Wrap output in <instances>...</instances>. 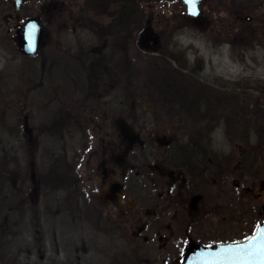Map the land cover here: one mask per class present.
<instances>
[{
    "label": "rangeland",
    "instance_id": "374dc122",
    "mask_svg": "<svg viewBox=\"0 0 264 264\" xmlns=\"http://www.w3.org/2000/svg\"><path fill=\"white\" fill-rule=\"evenodd\" d=\"M11 1L0 0V192L9 195L8 200L0 196V256L2 260H7L6 254L15 256L18 264H115V258L131 254L132 249L128 252V246L113 232H103L112 225L99 220L95 145L82 161L73 158L82 151L80 135L95 136L97 95L89 93L82 99L75 95L74 107L79 103L86 107L77 111L76 121L65 126V119L56 116L54 107L63 100L72 71L66 44L69 40H89L99 56L109 55L114 47L110 35L117 33L115 23L119 21L116 5L109 1L114 16L99 17L88 11L91 4L87 0H30L18 12ZM138 4L146 21L130 40L136 37L130 48L134 68L123 70L121 64L117 69L115 63L103 60L108 67L99 70L100 75L107 71L108 76L99 88V126L107 123L108 128L117 130L118 120L125 118L122 113L133 106V98L145 97L148 85L160 88L167 74L164 66L175 65L159 55L168 46L176 49V55L188 52L192 60L198 58L205 67L203 74L231 86L230 95L220 94L222 98L229 96V103H215V115H224L227 126L226 132L223 126L216 133L215 143H232L227 150L236 166L242 154L246 161L245 175L237 172L231 176L233 217L222 240L251 234L264 222V145L259 144L264 126V0H204L196 20L187 16L181 0H144ZM33 17L43 25L45 36L36 57L26 59L18 50L16 34ZM83 17L96 23L83 28ZM98 33L99 42L94 38ZM109 85L113 88L108 89ZM140 103L148 105L141 99L135 103L137 108ZM239 110L242 117L237 115ZM80 128L83 130L75 133ZM60 156L63 162L56 166ZM70 162L74 167L71 178L57 183L58 174ZM77 165L82 185L74 180Z\"/></svg>",
    "mask_w": 264,
    "mask_h": 264
},
{
    "label": "flooded vegetation",
    "instance_id": "af4514ba",
    "mask_svg": "<svg viewBox=\"0 0 264 264\" xmlns=\"http://www.w3.org/2000/svg\"><path fill=\"white\" fill-rule=\"evenodd\" d=\"M83 12L91 15L86 10ZM80 21L83 28H91V24L96 23L91 17ZM93 27L97 29L96 25ZM72 35L69 33L70 37ZM110 37L115 49L113 47L105 56H99V50L94 51L89 40L68 41L65 51L72 71L66 80L64 98L57 102L54 110L56 116L65 119V126L76 121L77 111L83 112L86 107L84 103L74 107L75 95L80 94V98L82 95L86 98L89 93L97 95L95 136L83 132L80 135L84 142L82 151L73 158L82 161L84 154L90 153L95 145L99 220L112 225L103 232H113V236L117 235L128 246V252L132 249L131 254L115 258V264H183L185 251L192 242L211 246L240 241L222 239L229 233L233 217L231 176L237 172L239 176L245 175V155L240 156L236 166L227 150L232 143H215L216 133L223 126L227 127L224 115H215V103H229V96L222 98L220 94L230 95L231 86L208 78L198 58L192 60L188 52L176 55V49L170 45L159 55L175 65L164 66L167 74L160 88L148 85L144 88L145 97L133 98V106L122 113L125 118L118 120L117 130L108 128L107 123L99 126V88L105 84L107 76V71L105 76L100 75L99 69L103 66L107 69L105 61L115 63L117 69L121 64L123 70L134 68L130 48L136 37L130 41L132 34L119 32ZM94 38L99 42V33ZM153 85L156 87L155 82ZM237 87L242 89L243 85ZM111 88L109 85L108 89ZM141 99L148 105L144 107L140 103L137 108L135 103ZM81 130L83 128L75 133ZM224 130L226 132V128ZM77 166L74 180L82 185L81 167ZM234 187L237 190L238 185ZM213 222L223 231L215 228Z\"/></svg>",
    "mask_w": 264,
    "mask_h": 264
},
{
    "label": "water",
    "instance_id": "95a60500",
    "mask_svg": "<svg viewBox=\"0 0 264 264\" xmlns=\"http://www.w3.org/2000/svg\"><path fill=\"white\" fill-rule=\"evenodd\" d=\"M30 0H12L11 6L16 10H21L22 6L29 3ZM186 8V14L191 19H198L201 15V8L204 0H196L195 11L193 10L192 0H181ZM250 21V18H247ZM32 25H36V29L32 30ZM43 26L39 19L29 18L24 22L23 27L17 34V45L22 55L26 57H34L38 54L43 40ZM264 212V205H263ZM264 230V222L259 223L254 234L237 242L217 243L211 246L199 245L192 242L187 248L183 264H262L258 258L248 257L240 250L247 249L252 238L258 232ZM230 250V251H227Z\"/></svg>",
    "mask_w": 264,
    "mask_h": 264
},
{
    "label": "trees",
    "instance_id": "16d2710c",
    "mask_svg": "<svg viewBox=\"0 0 264 264\" xmlns=\"http://www.w3.org/2000/svg\"><path fill=\"white\" fill-rule=\"evenodd\" d=\"M89 1L90 8H88V11H90L92 14L94 15H99V17L104 16V14H109V16H114V14L111 13L110 11V0H106V1H100V0H87V2ZM114 2V4L116 5V12L118 13V18L119 21L115 23V27H116V31L117 33L119 32V34H132L135 30L136 32L139 30H142L144 28V23L146 21V14L145 12L138 6L140 1H144V0H112ZM133 4V6H131ZM86 7V5H85ZM83 10H87V9H83ZM126 38V37H124ZM121 38V39H124ZM99 66H102V61L99 60ZM100 70V69H99ZM237 115H241L242 117V111H238ZM264 116V114H263ZM262 121V118H261ZM263 122V121H262ZM262 122H260L262 124ZM260 124V125H261ZM261 129L263 134L259 137V144H263L264 145V126H261ZM65 153V152H64ZM61 155V154H59ZM64 156V154L62 155ZM65 157V156H64ZM62 157L60 156L59 158L56 159V166L59 165L60 162L62 161ZM67 166L70 168L69 171H67ZM58 170V167L57 169ZM74 170L73 164L70 162L69 165L64 166V170L62 172H60L57 176V183H61V182H67L68 179H70L71 177H69L70 175V171ZM51 179H52V175L54 173V171L52 170L51 172ZM49 173V174H50ZM71 182V180H70ZM73 182H71L72 184ZM3 191V188H2ZM3 196V199H7V197H9L8 194H4L2 192H0V196ZM8 200V199H7ZM1 209V207H0ZM2 212L0 210V230L2 228ZM255 232V231H254ZM254 232H251V234H244L241 237H239V239H235V240H243L249 236H251ZM38 239H40L39 237H37ZM0 241H3V237H2V232L0 231ZM11 244V243H9ZM8 246V245H7ZM9 247V246H8ZM7 260L3 257L0 256V264H18L17 261V257L12 256L10 254H6Z\"/></svg>",
    "mask_w": 264,
    "mask_h": 264
},
{
    "label": "snow or ice",
    "instance_id": "6c2138e0",
    "mask_svg": "<svg viewBox=\"0 0 264 264\" xmlns=\"http://www.w3.org/2000/svg\"><path fill=\"white\" fill-rule=\"evenodd\" d=\"M192 2L193 10L195 11L196 0H192ZM31 27L33 31L36 29V25H32ZM252 241H254V243L250 241L247 249H242L240 251L248 257L260 259L262 264H264V230L258 232L257 235L252 238Z\"/></svg>",
    "mask_w": 264,
    "mask_h": 264
}]
</instances>
